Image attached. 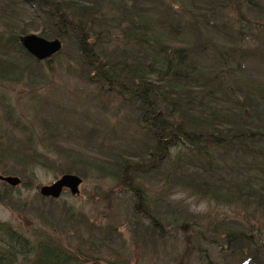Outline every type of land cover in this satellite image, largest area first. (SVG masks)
<instances>
[{
  "label": "rangeland",
  "instance_id": "obj_1",
  "mask_svg": "<svg viewBox=\"0 0 264 264\" xmlns=\"http://www.w3.org/2000/svg\"><path fill=\"white\" fill-rule=\"evenodd\" d=\"M140 1L151 8L143 11L155 18L160 12L152 2L160 4L162 10L184 6L191 0ZM230 8L225 6L223 20L214 16L211 21H225L227 28L233 27L234 12ZM244 10L251 16L258 14L248 12L246 7ZM116 12L105 1L98 16L107 13V18L97 27L100 36L92 37L109 50L123 45ZM33 16L23 0H0V30L7 34L27 26L31 30L28 33L39 35L40 26ZM104 26L112 32L107 33ZM75 40L71 31L62 39L61 55L52 58L50 64L45 60L27 66L33 72L25 73L20 80H0V174L21 179L17 186L0 180V224H8V232L23 236L26 241L20 245L29 248L23 253L18 248L12 254L0 250V264H34L36 245L47 240L68 247L78 255V264H241L246 255L254 257L255 244L264 246V220L251 206L211 200L180 187L174 177L175 168L182 173L174 165L178 164L177 156L163 158L158 169L147 167L134 172L130 168L124 184L93 169L94 159L108 161L112 146L135 148L140 136L136 142L131 140L138 136L133 133L135 114L130 102L122 105L113 91L88 82ZM257 43L256 38H250L243 45L256 50ZM199 59L204 65L213 62L205 53ZM245 67L264 82V63L249 58ZM60 144L73 147V154H68L69 148L59 150ZM10 149L26 156L40 157V152L53 160H48L51 164L37 157L17 161ZM235 162L234 169L238 170L242 160ZM64 173L83 178L79 194L73 195L69 189L59 198L40 193L43 185L55 182ZM136 189L142 192L143 201L138 200ZM137 204L143 210L137 211ZM154 220L162 232L154 228ZM229 232H246L257 240L253 248L245 246L238 255L230 249L233 241L225 236ZM90 239L96 245L86 250L84 245H89Z\"/></svg>",
  "mask_w": 264,
  "mask_h": 264
},
{
  "label": "trees",
  "instance_id": "obj_2",
  "mask_svg": "<svg viewBox=\"0 0 264 264\" xmlns=\"http://www.w3.org/2000/svg\"><path fill=\"white\" fill-rule=\"evenodd\" d=\"M23 1L40 26L39 35L52 39L56 32L55 36L63 39L73 31L88 82L113 91L122 105L129 101L133 108V133L138 137L131 140L136 142L140 136L137 146H112L108 161L91 162L95 171L124 184L130 168L134 172L147 167L158 169L163 158L175 155L178 164L174 165L183 174L175 168L174 177L180 187L211 200L226 199L251 206L264 220V82L245 67L249 58L264 63V0H231L227 4L226 0H191L184 6H166L162 10L154 1L151 5L160 12L155 18L143 11L149 5L140 0ZM105 1L117 11L114 18L122 30L118 37H123V45L110 50L97 39L92 41V37L100 36L97 27L107 18V13L98 16ZM227 5L234 12L231 28L225 21H211L214 16L223 20ZM245 7L258 14L251 16ZM105 30L112 32L110 28ZM30 31L27 26L12 35L0 30V80H20L25 73L33 72L27 66L41 62L19 42V36ZM250 38L257 39L256 50L243 45ZM204 53L213 62L204 65L199 59ZM52 58L47 59L48 64ZM57 147L69 148L68 154H73V147ZM10 151L17 161L37 157L51 164L48 160H53L40 152L38 157ZM237 160L242 162L235 170ZM136 195L143 201L138 189ZM136 210L143 209L137 204ZM152 224L157 231H163L155 220ZM9 227L0 224V250L9 254L18 248H22L21 253L28 251L20 245L26 239L16 231L8 232ZM225 236L233 241L230 249L238 255L245 246L253 248L257 240L246 232H229ZM88 242L86 250L96 245L91 239ZM255 245L251 264H264V249L257 247L263 245ZM36 246L34 264L79 263L78 255L54 240Z\"/></svg>",
  "mask_w": 264,
  "mask_h": 264
},
{
  "label": "water",
  "instance_id": "obj_3",
  "mask_svg": "<svg viewBox=\"0 0 264 264\" xmlns=\"http://www.w3.org/2000/svg\"><path fill=\"white\" fill-rule=\"evenodd\" d=\"M19 42L38 61L50 59L61 52L64 46L62 39L58 37L48 39L36 33L20 35ZM0 180L11 186H17L21 183V179L13 175L0 174ZM82 184L83 178L81 176L74 173H64L55 182L43 185L40 193L46 197L59 198L65 189H69L73 195H76L80 193ZM251 260L252 257H248L241 264H249Z\"/></svg>",
  "mask_w": 264,
  "mask_h": 264
},
{
  "label": "flooded vegetation",
  "instance_id": "obj_4",
  "mask_svg": "<svg viewBox=\"0 0 264 264\" xmlns=\"http://www.w3.org/2000/svg\"><path fill=\"white\" fill-rule=\"evenodd\" d=\"M247 257H250V256H247ZM254 260V257H253V259H252V261ZM251 264V263H250Z\"/></svg>",
  "mask_w": 264,
  "mask_h": 264
}]
</instances>
